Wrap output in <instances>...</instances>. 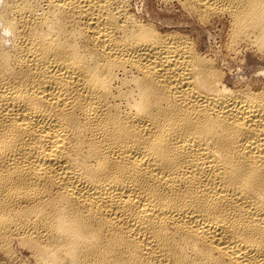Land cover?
<instances>
[{
	"label": "bare ground",
	"instance_id": "obj_1",
	"mask_svg": "<svg viewBox=\"0 0 264 264\" xmlns=\"http://www.w3.org/2000/svg\"><path fill=\"white\" fill-rule=\"evenodd\" d=\"M162 1L220 53L130 0H0V264H264V0Z\"/></svg>",
	"mask_w": 264,
	"mask_h": 264
},
{
	"label": "rangeland",
	"instance_id": "obj_2",
	"mask_svg": "<svg viewBox=\"0 0 264 264\" xmlns=\"http://www.w3.org/2000/svg\"><path fill=\"white\" fill-rule=\"evenodd\" d=\"M165 3L166 2L162 0H130V11L145 20L153 18L155 16H159L161 18L172 17L173 21L178 23L184 32L190 34L192 38L197 41L203 52H207L212 55L213 53H220V50L223 49L222 44L226 38L224 21H220L218 18H214L211 23L203 24L198 22L195 18H193V16L191 17V15L185 12L176 1L166 4ZM250 51L251 50H249L248 52L244 51L239 56L240 59L243 57H245V60L247 59L246 62L245 60H243L245 63L243 61L241 62L244 64V69H238L240 68L238 62H235L236 65L234 63L232 67L234 70H232L231 68L232 71L230 74V78L232 80H238L239 75H236V72H243L242 74L247 78L254 76L258 68L262 65L260 63V56L252 53L253 51L251 52V54H249ZM20 253L21 256L23 255L24 257H28L29 255V252L26 251Z\"/></svg>",
	"mask_w": 264,
	"mask_h": 264
}]
</instances>
